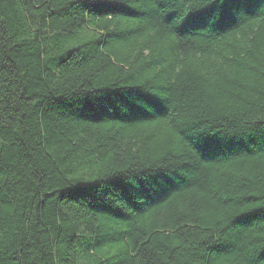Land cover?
<instances>
[{
  "label": "trees",
  "instance_id": "1",
  "mask_svg": "<svg viewBox=\"0 0 264 264\" xmlns=\"http://www.w3.org/2000/svg\"><path fill=\"white\" fill-rule=\"evenodd\" d=\"M0 264H264V0H0Z\"/></svg>",
  "mask_w": 264,
  "mask_h": 264
}]
</instances>
